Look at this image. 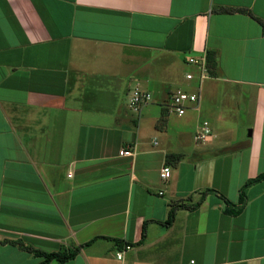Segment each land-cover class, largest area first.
<instances>
[{"label": "crops", "instance_id": "crops-1", "mask_svg": "<svg viewBox=\"0 0 264 264\" xmlns=\"http://www.w3.org/2000/svg\"><path fill=\"white\" fill-rule=\"evenodd\" d=\"M263 24L264 0H0V264L42 261L13 241H93L49 264H264V178L238 214L218 195L237 204L264 175ZM208 51L217 75L179 116ZM132 84L157 96L138 118Z\"/></svg>", "mask_w": 264, "mask_h": 264}, {"label": "built area", "instance_id": "built-area-1", "mask_svg": "<svg viewBox=\"0 0 264 264\" xmlns=\"http://www.w3.org/2000/svg\"><path fill=\"white\" fill-rule=\"evenodd\" d=\"M187 63L195 67L196 73H187L186 79L189 81H194L195 79H197V86L193 92L177 90L172 94L170 106L179 116L185 115L186 112L190 109H195L193 105H197L199 103L202 94V83L211 76L208 69L206 54L198 57L192 56L187 60ZM151 101L152 95L150 92L140 87H136L131 91L129 99V109L133 113L139 114L142 108ZM211 132L212 130L209 121H204L201 126L200 137L204 140H207L211 136ZM120 154L122 156H133L134 151L130 146L121 150ZM170 175V167H163L161 171V178L166 180L170 177ZM130 249L131 246L125 245L123 249L117 252V258L119 260H123L125 252ZM187 264H195V262L190 261Z\"/></svg>", "mask_w": 264, "mask_h": 264}, {"label": "trees", "instance_id": "trees-1", "mask_svg": "<svg viewBox=\"0 0 264 264\" xmlns=\"http://www.w3.org/2000/svg\"><path fill=\"white\" fill-rule=\"evenodd\" d=\"M225 12H232L231 10H225ZM263 35H264V24H263ZM206 57H207V64H208V69H209V73L211 76H216L217 75V70H218V59H217V54L214 51H208L206 53ZM169 159H176L179 160L181 158L180 154H172L169 155L168 157ZM264 178V175H260L259 177H257L256 179L250 180L246 183V185L244 187H242L241 191H240V200L237 204L232 203L231 201H229L228 199H226L223 195L218 194L222 200L225 202L226 205V212L232 215L238 214L245 206L246 204V195L244 193V188H246V186L259 181L260 179ZM210 192H216L215 190L212 189H206L203 191H200L199 194L202 195V199H204L207 194H209ZM201 199V200H202ZM200 202L195 205V207H186L183 204H172L169 210V216L166 222H163L162 224L165 225H170L172 224V222L174 221L177 211L180 209H184V208H198L199 207ZM146 225L147 223L144 224L143 227V236L142 239L140 241V243L144 242L145 238H146ZM104 239H109V240H113V241H117L115 239H111V238H104ZM93 241H90L88 243H85L83 245H80L76 248H74L73 250L70 251H59V252H52V253H46L37 249H34L31 246H27L25 245L23 242L21 241H13L12 243L17 245L18 247L27 250L30 253L35 254L38 257L43 258L42 261L39 264H49L52 260H57L61 263H65L68 262L70 260L75 259L78 254L82 251L83 248H85L86 246H89ZM125 245H129L131 246L132 244L130 243H126ZM124 246L122 247V249L124 248Z\"/></svg>", "mask_w": 264, "mask_h": 264}, {"label": "rangeland", "instance_id": "rangeland-1", "mask_svg": "<svg viewBox=\"0 0 264 264\" xmlns=\"http://www.w3.org/2000/svg\"><path fill=\"white\" fill-rule=\"evenodd\" d=\"M149 61V60H148ZM147 64H149V63H146V65ZM144 65H142L141 67H143ZM193 68V67H192ZM137 69H139V68H137ZM137 69H135V72H137ZM187 69H188V66L186 65V66H184L181 62H180V64H179V75H184L185 73H186V71H187ZM192 70H194V69H192ZM130 88H131V91L134 89V88H136V85H134V84H132V85H130ZM141 88V87H140ZM186 88V87H185ZM176 89V88H175ZM155 97H157V96H155ZM155 97L153 96V98H152V101L155 99ZM130 113H131V116L132 117H134V118H138V115L139 114H137V113H133L131 110H130Z\"/></svg>", "mask_w": 264, "mask_h": 264}]
</instances>
